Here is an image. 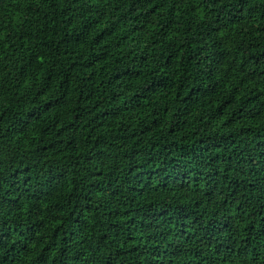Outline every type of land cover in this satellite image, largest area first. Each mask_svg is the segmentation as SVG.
Here are the masks:
<instances>
[{"label":"trees","instance_id":"obj_1","mask_svg":"<svg viewBox=\"0 0 264 264\" xmlns=\"http://www.w3.org/2000/svg\"><path fill=\"white\" fill-rule=\"evenodd\" d=\"M0 264H264V0H0Z\"/></svg>","mask_w":264,"mask_h":264}]
</instances>
